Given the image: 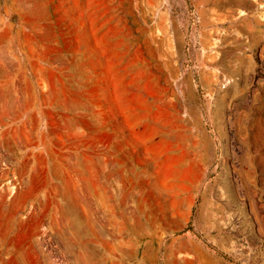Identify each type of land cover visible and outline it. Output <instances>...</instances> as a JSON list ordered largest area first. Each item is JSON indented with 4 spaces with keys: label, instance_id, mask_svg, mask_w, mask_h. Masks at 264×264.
<instances>
[{
    "label": "rangeland",
    "instance_id": "1",
    "mask_svg": "<svg viewBox=\"0 0 264 264\" xmlns=\"http://www.w3.org/2000/svg\"><path fill=\"white\" fill-rule=\"evenodd\" d=\"M0 23V264H264V0H0Z\"/></svg>",
    "mask_w": 264,
    "mask_h": 264
},
{
    "label": "bare ground",
    "instance_id": "2",
    "mask_svg": "<svg viewBox=\"0 0 264 264\" xmlns=\"http://www.w3.org/2000/svg\"><path fill=\"white\" fill-rule=\"evenodd\" d=\"M2 28V24L0 23V29ZM2 35L0 34V77H7V75H12L11 77H14L15 75L18 74V71L20 69L19 65H16L14 61H12L10 58H9V55L8 54H11L10 53V50L11 49V44L8 40H4L2 41ZM6 57L10 60L9 63L8 62V59H6ZM16 59V57H15ZM14 88V87H13ZM13 88H10V89H13ZM11 93H12V90H10ZM7 92V91H6ZM12 98V96H11ZM14 99V98H12ZM8 101V100H7ZM15 101V100H14ZM13 102V101H12ZM7 104V103H6ZM14 104V103H13ZM16 107V106H14ZM17 108V107H16ZM14 109V108H13ZM10 110V109H9ZM12 111V110H11ZM15 111V109H14ZM11 148H14V144L10 141L7 143ZM65 209V208H63ZM97 236V234H96Z\"/></svg>",
    "mask_w": 264,
    "mask_h": 264
}]
</instances>
